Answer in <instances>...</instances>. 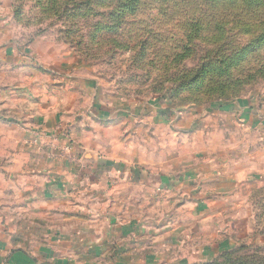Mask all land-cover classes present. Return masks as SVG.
<instances>
[{
  "label": "rangeland",
  "instance_id": "374dc122",
  "mask_svg": "<svg viewBox=\"0 0 264 264\" xmlns=\"http://www.w3.org/2000/svg\"><path fill=\"white\" fill-rule=\"evenodd\" d=\"M261 37L264 0H0V155L24 145L35 165L32 152L151 170L174 159L180 172L210 148L218 160L257 158L264 40L232 62ZM220 202L235 208L220 216L229 246L182 264H264V181Z\"/></svg>",
  "mask_w": 264,
  "mask_h": 264
},
{
  "label": "crops",
  "instance_id": "0c3cea01",
  "mask_svg": "<svg viewBox=\"0 0 264 264\" xmlns=\"http://www.w3.org/2000/svg\"><path fill=\"white\" fill-rule=\"evenodd\" d=\"M242 117L247 119L246 114ZM259 144L263 152L248 160H218L210 148L212 151L202 152L206 160L185 165L183 172L174 159L158 161L152 170L143 163L129 161L127 165L116 160L97 162L94 167L95 158L88 154L82 160L88 158L90 164L49 160L32 152L41 158L35 165L29 155L35 150L18 145L12 153L10 146L3 144L0 264L206 261L229 246L222 237L220 216L227 209L235 212V208L220 201L246 182L264 181V140ZM201 156L198 152L197 158ZM230 166H236L237 172ZM10 183L14 191L11 206L3 200ZM199 232L209 234L210 239Z\"/></svg>",
  "mask_w": 264,
  "mask_h": 264
},
{
  "label": "trees",
  "instance_id": "16d2710c",
  "mask_svg": "<svg viewBox=\"0 0 264 264\" xmlns=\"http://www.w3.org/2000/svg\"><path fill=\"white\" fill-rule=\"evenodd\" d=\"M263 40H264V37H261V39L258 40L256 43H254V44H252L250 46H246V47L242 48L240 53L234 56L232 65H235V64L237 65L238 63H240L244 59V57L247 55L248 51L249 52H253V51L259 49L261 47V45H262L261 42ZM227 70H228V68L224 69L223 72L226 73ZM262 71H263V69H259L258 70L259 73L262 72Z\"/></svg>",
  "mask_w": 264,
  "mask_h": 264
}]
</instances>
